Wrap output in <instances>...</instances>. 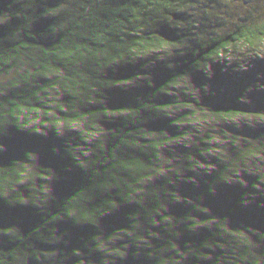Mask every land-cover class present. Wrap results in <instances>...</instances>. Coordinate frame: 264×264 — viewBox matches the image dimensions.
<instances>
[{
  "label": "water",
  "instance_id": "1",
  "mask_svg": "<svg viewBox=\"0 0 264 264\" xmlns=\"http://www.w3.org/2000/svg\"><path fill=\"white\" fill-rule=\"evenodd\" d=\"M0 264H264V0H0Z\"/></svg>",
  "mask_w": 264,
  "mask_h": 264
}]
</instances>
